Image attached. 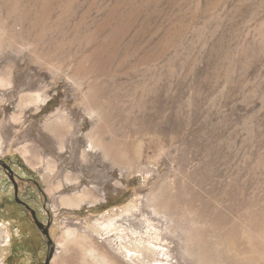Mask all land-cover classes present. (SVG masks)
I'll use <instances>...</instances> for the list:
<instances>
[{"label": "rangeland", "instance_id": "obj_1", "mask_svg": "<svg viewBox=\"0 0 264 264\" xmlns=\"http://www.w3.org/2000/svg\"><path fill=\"white\" fill-rule=\"evenodd\" d=\"M0 159V264H264V0H0Z\"/></svg>", "mask_w": 264, "mask_h": 264}, {"label": "flooded vegetation", "instance_id": "obj_2", "mask_svg": "<svg viewBox=\"0 0 264 264\" xmlns=\"http://www.w3.org/2000/svg\"><path fill=\"white\" fill-rule=\"evenodd\" d=\"M10 162H11V159H8V160L0 159V167L5 172V175H4L5 177L1 178V181H0V189H4L3 191L1 190V192L3 193L4 196H6L10 193L9 188L13 187L11 198L8 199L9 202L6 203L3 208H1V211L6 210L7 208H10V207L16 206L20 210V212H22L21 214L15 217L16 219L23 220L24 218L31 216L34 219L35 224L38 227L43 228V224L37 218V213H36L35 208L30 204L29 197H27L28 200H26L24 197L20 195L16 177L18 176L23 181L25 178L17 174V172H15V170L13 169V165L10 164ZM28 179L35 182V180H33L30 177Z\"/></svg>", "mask_w": 264, "mask_h": 264}, {"label": "bare ground", "instance_id": "obj_3", "mask_svg": "<svg viewBox=\"0 0 264 264\" xmlns=\"http://www.w3.org/2000/svg\"><path fill=\"white\" fill-rule=\"evenodd\" d=\"M92 194L94 195V196H96V195H98V192H97V190L96 189H92V190H90V193L88 194V197H89V195L90 196H92ZM87 198V196H85V195H83L81 198H78L77 200L75 199V203H77L78 202V200L82 203H84V199H86ZM93 198V197H92ZM71 201H73V200H71ZM80 202H78V203H80ZM78 232V231H77ZM75 235V232H71V231H67L65 234H64V239H65V242H66V240L67 239H69V238H72V236H74ZM61 244H64V240H62L61 242H60ZM96 247V246H95ZM91 248L90 250H88L87 251V255L90 257V258H92V259H94V261H100V262H102V263H106L107 261H108V259H113L114 260V263L116 262V264H118L119 263V259L118 258H116V256L115 255H113L111 252H107V253H101V252H99L96 248ZM106 247V246H105ZM106 251V250H105ZM2 261V260H1ZM0 261V262H1ZM108 262H112V260H110V261H108ZM107 262V263H108ZM120 264V263H119Z\"/></svg>", "mask_w": 264, "mask_h": 264}]
</instances>
